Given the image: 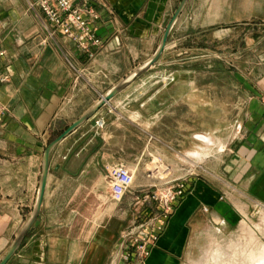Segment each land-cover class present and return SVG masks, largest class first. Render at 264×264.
<instances>
[{
  "label": "crops",
  "instance_id": "0c3cea01",
  "mask_svg": "<svg viewBox=\"0 0 264 264\" xmlns=\"http://www.w3.org/2000/svg\"><path fill=\"white\" fill-rule=\"evenodd\" d=\"M30 1L0 0V105L8 112L0 122V253L32 214L47 146L96 105L98 93L106 95L150 59L180 0H101L93 27L103 47L93 61L60 33L40 47L41 15ZM257 23L264 25V0H190L168 38L184 35L185 48L165 49L112 99L117 113L101 108L52 150L39 217L6 264H121L122 236L137 217L155 213L149 206L131 215L135 196L155 183L140 177L153 159L209 174L187 177L184 198L139 264H185L205 223L231 229L244 218L241 208L264 207V55L257 62ZM238 35L246 37L241 61H214L233 55L209 47L208 39L221 36L227 44ZM198 38L206 42L193 47ZM178 55L184 57L176 62ZM168 75L174 81L167 84ZM101 115L105 127L95 131ZM118 164L135 176L117 211L107 206V172ZM101 198L97 208L75 205Z\"/></svg>",
  "mask_w": 264,
  "mask_h": 264
},
{
  "label": "built area",
  "instance_id": "2783aa9c",
  "mask_svg": "<svg viewBox=\"0 0 264 264\" xmlns=\"http://www.w3.org/2000/svg\"><path fill=\"white\" fill-rule=\"evenodd\" d=\"M95 5L102 6L101 0H32L28 3L32 12H39L43 37L39 46L46 47L54 44L56 36L60 33L66 40L74 45L82 54L86 55L89 61H93L103 47V42L97 37L93 22L98 20ZM5 55L0 51V57ZM77 80H83L81 70L69 62ZM5 79H0L3 82ZM165 83L174 81V77L168 75ZM98 101H103V107L109 114L117 113V107L112 100L105 101V94L98 93ZM7 110L0 105V122L7 115ZM95 131H101L105 127L104 116H98L93 124ZM153 168L147 173L153 178L154 184L142 190L135 196L136 205L157 204V209L146 220L131 227L122 236L121 264L143 263L149 256L152 248L157 244L160 235L163 233L166 223L172 216L176 205L187 192V177L173 184L171 168L165 165L160 159L151 161ZM161 173V177H159ZM135 170L124 165L112 166L107 172L108 197L111 203L120 204L125 195L130 191L134 183ZM207 211V209H204Z\"/></svg>",
  "mask_w": 264,
  "mask_h": 264
},
{
  "label": "rangeland",
  "instance_id": "374dc122",
  "mask_svg": "<svg viewBox=\"0 0 264 264\" xmlns=\"http://www.w3.org/2000/svg\"><path fill=\"white\" fill-rule=\"evenodd\" d=\"M181 2V0L179 1V3ZM256 35H255V40L257 43V48H256V60L257 62L260 61V58H262V55H264V25H259V23L256 24ZM246 41V37H243L242 35H238L235 36V38H233V40H231V42L227 43V44H223V39L221 36H218L217 38H209L208 39V46L209 47H217V48H221L219 50V53H221L222 51L224 52H230L231 55H233V57H228L227 60H224L220 57V55L218 54L217 58L214 59V61H224L225 63H227V65H231L232 61L236 62L238 60L241 61L240 56L237 54L240 50H242V44L244 43V41ZM160 39L157 41V44L155 46L154 49H156L158 43H159ZM201 41L206 42V40H202L200 38L198 39H194L190 44L193 47H199ZM227 41H229V39H227ZM218 43V45H217ZM185 36H179V35H174L169 41H167V46L166 49L169 52H173V51H177V53H180L181 49L185 48ZM223 47H226L225 49ZM182 53V52H181ZM214 54V53H213ZM184 56H180L178 55L175 60L176 62H178L180 59H182ZM193 156H195L196 158H200V156L198 154H194ZM153 168V165H149L146 169H142V171L140 172V177L142 178L143 176L146 177L148 175L147 171L151 170ZM211 170H215L211 169ZM208 171L205 168L202 167H179V168H171V176H172V180L174 181V183H172L171 185H175L178 183V181L184 177H191V178H198L199 176H208ZM159 177H161V175H158ZM108 192V190H107ZM58 202V204H63L65 202H70V201H64L62 199L56 201ZM104 202V199H92V200H87V201H82L79 200V202L77 201L75 203V205L80 208H87V207H91V208H97L98 206H101ZM79 204V205H78ZM110 208L116 209L117 211L119 209L124 208V202L121 205H118L117 207H115V205L113 203H108L107 205ZM150 206V207H149ZM149 207V210L151 211H156L157 206H152L151 204L149 205H133L131 206V215L132 217L135 216L137 214V216H139V211H141V209H145ZM138 212V213H137ZM135 214V215H134ZM247 216L246 218H241L240 222L245 220L251 227L253 226H257V225H261L262 227H264V207H260L259 205H257V207L253 210H251L250 213H246ZM140 222V220L136 221L137 225ZM207 222V221H206ZM239 222V223H240ZM202 230L199 231L198 233H196L192 239H191V249H190V253L188 254V257L186 259L185 264H205L206 262V258H207V252L210 251V249H212L211 244L214 245H219L223 248L227 247L231 241H235L237 240V238L239 237V224L234 227V228H224L221 227L219 225H216L215 223H205V225L202 226L201 228ZM264 236H260L262 242H264V238H262ZM226 245V246H225ZM8 250V248H6L3 252L0 253V260L3 258V256L5 255L6 251ZM204 256V257H203ZM204 260V261H203Z\"/></svg>",
  "mask_w": 264,
  "mask_h": 264
},
{
  "label": "water",
  "instance_id": "95a60500",
  "mask_svg": "<svg viewBox=\"0 0 264 264\" xmlns=\"http://www.w3.org/2000/svg\"><path fill=\"white\" fill-rule=\"evenodd\" d=\"M189 1L190 0H181L171 20L169 21L166 28L164 29L161 40L156 50L154 51L153 55L150 57V59L147 60L144 64H142L140 67H138L131 74H129L125 79L120 81L117 85H115L105 95V101H110L114 99L119 93H121L123 90L129 87L135 80L141 77L144 73H146L152 66H154L157 63L160 56L166 49L167 41H168V38L173 28L175 27L177 21L179 20L180 16L182 15ZM103 104H104L103 101H98L92 109L87 111L81 118H79L61 136H59L56 140L50 143L45 149L44 154H43V160H42V173H41V179H40V184H39V190H38V195H37L34 209L28 221L23 226L19 235L16 237L15 241L13 242V244L7 251L6 255L4 256L0 264H6L9 261V259L15 255V253L18 251L23 241L25 240L26 236L28 235L29 231L32 229V227L34 226V224L36 223L39 217L43 198H44L46 183H47L49 158H50V154L52 150L55 148L56 145H58L68 135H70L76 129H78L79 127L84 125L86 122H88L90 119H92L95 116V114L103 107Z\"/></svg>",
  "mask_w": 264,
  "mask_h": 264
},
{
  "label": "bare ground",
  "instance_id": "6f19581e",
  "mask_svg": "<svg viewBox=\"0 0 264 264\" xmlns=\"http://www.w3.org/2000/svg\"><path fill=\"white\" fill-rule=\"evenodd\" d=\"M241 211L245 219L247 214L242 208ZM238 230L239 237L227 247L211 244L212 249L207 252L205 264H264V242L260 238L264 236V227H251L243 220L239 223Z\"/></svg>",
  "mask_w": 264,
  "mask_h": 264
}]
</instances>
